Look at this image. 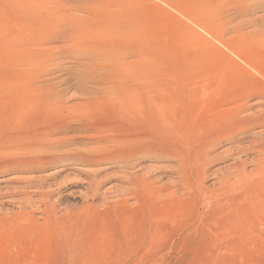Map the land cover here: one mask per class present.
Segmentation results:
<instances>
[{
  "label": "rangeland",
  "instance_id": "obj_1",
  "mask_svg": "<svg viewBox=\"0 0 264 264\" xmlns=\"http://www.w3.org/2000/svg\"><path fill=\"white\" fill-rule=\"evenodd\" d=\"M95 17L106 18V25L98 28ZM244 35L247 39L243 40ZM200 37L213 40L214 45L199 42ZM107 65H113L111 71L131 76L129 81L120 80L121 88L132 90L130 78L137 77L134 86L144 93L147 79L141 78L152 77L153 82L148 79L152 84L157 80L156 87L148 85L146 91L155 87L152 92L159 90L164 103L168 100L167 121L172 123L167 129L176 134L185 131L184 136L192 131L193 147L194 137L196 145L202 132L211 128L208 121L217 125L224 119L227 114L218 107L233 101V96L258 89L252 92L257 94L248 101L245 113L264 112L260 88L245 91L237 81L242 77L252 84L259 78L264 84V0H0L1 136L14 116L19 123L29 124L24 127L35 125L27 112L36 105H49L64 114L80 113V104L88 97L101 95L98 91L106 85ZM214 78L216 83L223 78L229 83L220 86ZM200 89L205 90L203 94ZM60 104L65 108H58ZM148 122L137 126L157 128L155 122ZM185 123L191 125L188 132ZM68 133L58 135L68 141L55 151L112 144L101 135L96 143L89 137L81 139L85 133ZM70 136H75L73 141ZM258 142L264 143V122L212 147L205 179L195 189L204 186L213 192L215 188L217 195V185L229 180L234 187L209 202L202 192L201 196L196 190L188 193L172 151L165 153L167 149L159 151L151 145L137 157L95 166L73 160L31 171L1 167L0 264H264V176L256 179ZM241 170L247 180L255 177L258 183H233V173ZM137 175H149L155 191H160L154 194L151 185L130 184L129 178ZM22 192L28 193L29 201ZM42 194H47V201ZM148 195L154 196L147 199Z\"/></svg>",
  "mask_w": 264,
  "mask_h": 264
},
{
  "label": "bare ground",
  "instance_id": "obj_2",
  "mask_svg": "<svg viewBox=\"0 0 264 264\" xmlns=\"http://www.w3.org/2000/svg\"><path fill=\"white\" fill-rule=\"evenodd\" d=\"M103 17H106V16H103ZM103 17L102 18L101 17H95V20H94L93 23L96 24L98 28H101V27H103V26L106 25V22H105V19L106 18H103ZM238 35L241 36V34H238ZM240 36H238V37H240ZM244 38L247 39V37H245V35L243 37V40H244ZM239 40L240 39L238 38L237 41H239ZM200 41L205 42L206 45H214V42L211 39L201 38L200 37L199 38V42ZM216 41H218V40L216 39ZM240 42H241V40L239 41V43ZM218 43L221 44V45H224V42H222V41H218ZM234 44L237 46L236 43H234ZM239 46H241V45H239ZM228 47H230V46H228ZM228 47H227V49H229ZM224 48H225V45H224ZM237 49H236V51H237ZM233 53H234V51H233ZM242 53H243V51H242ZM238 54L240 55L241 53L238 52ZM229 56L231 58V54L230 53H229ZM238 58H241V55ZM225 59H226V57H225ZM227 60H226V63H228ZM250 60H252V59H250ZM243 63L245 64V61H243ZM231 65H232V63H231ZM239 65H241V64H239ZM246 65H247V63H246ZM104 66L105 65H102V69H104ZM107 66H109V71L110 72L108 70H106V71H108V72H106V74H107L106 75L107 81L106 82L104 81L106 83V85L103 84V86L104 85L105 86L103 88H101V89L98 88L99 91L97 90L98 91V94L100 92L101 95L100 96L98 95L99 97L95 96V98L94 97L93 98L88 97L87 98V102L84 105H82L83 103L80 104L81 105L80 111H78L80 113L74 112V113H71V114H68V113L67 114H64L62 112L55 111V109L52 110V107L49 106V105H42V106L36 105V108L35 107H32L31 109H28L29 111L27 112L28 114L32 115L35 118L34 119L35 120V122H34L35 125L32 126L33 128L32 127L31 128L30 127H26V126L24 127V124L26 122L25 123H22V121H23L22 120L21 123H19L20 120H18V118H16L18 116H14L15 117L14 118L15 121L12 120V123L10 122V127L7 130H4L3 131V132H5L3 134L4 137L1 136V134H0V150H1L0 151V168L1 167L11 166V168L14 169V171L15 170H19V171L20 170L31 171V170L40 169V168H43V167H46V166H52V165H55V164H58V163L61 164V165H65V164H68L70 161H73V160L74 161H78V162H80L81 164H84V165H90V166H93L94 165L95 166V165H99L101 163H105V162H108V161L109 162L110 161L113 162V160H114V161H120L121 162V160H126L128 158L135 157V156L137 157L138 155H140L141 153H143L144 147H147L148 145L149 146L151 145V146L157 148L159 151H163V150L165 151L167 149L165 153H168V151H172V155L174 156V159L178 162L177 164L179 165V166L177 165L176 168L178 169V167H179L181 169V170L178 169L179 179L182 178V180L184 181V183L188 184V186H186V189H187L188 193H190V192L193 193V191L196 190L197 192L200 193V196H201V192H202V197H205V199L208 200L207 202H209L210 200L211 201L212 200H215V199H217L220 196L222 197V195L224 194V192L228 193L226 191L227 189H231L232 190V188L234 186H231L230 184L232 182L231 183L229 182V181H232V180H229L228 181V184L221 185L222 183H227L226 181L225 182L223 181L220 185H217V187L220 186V189H219V192H217V195L216 194L215 195L213 194V192L215 193V188H214V191L213 192L210 191L212 194L208 191L209 189L208 190H205L204 189L205 188L204 186L203 187L202 186H198L200 190L199 189L197 190L195 188H197V185H199L200 183H203L202 181L205 179V168L209 164L208 163L209 162L208 154L210 153L212 147H214L216 144H218L221 140L227 139V138L231 137L232 135L240 134L241 132H244L245 130L249 129L251 126H254V125L256 126L258 124L260 125V124H262L264 122V112L261 111V113L259 115H257V114L256 115H252V114L251 115H247L248 112H246L247 106H248V101L252 97H255L256 96L255 94H257V93H252V92L253 91H257L258 90L257 88H260V90L262 91L261 93H264V84H263V81L261 83V82H259L260 79L257 78V80H259V81H254V83L250 84L251 81L250 82H247V81L243 80L242 77L240 79H238L237 80L238 81V84L241 87H243L245 91L246 90H250V89L251 90L252 89H257V90L248 91L247 93H245V92L242 91V93H245V94L244 95H241V97L240 96L239 97L233 96L234 97L233 98L234 100L233 101H230L231 103L228 102L227 105H225L223 107H220L221 106L220 105L218 107V109L219 108H224L223 110H225V112H226L227 115H224V119L223 118H222V120L219 119L216 122L217 125H213V124H211L208 121V126L212 125V126H216V127L214 128V127L211 126L210 129L202 132L200 141L198 140L199 142L196 145H195V142L197 141V139H195V137H194V140H196V141L194 142V145L192 147V143H193V138L192 137H193L194 134H193L192 131L191 132H188V128H190V127H187V126H191V125H188L187 123H185L187 132L189 133V134H186L185 136H184V132L185 131L184 132H178L176 134L175 131H173L174 129L172 131L175 134V136H172L173 133L171 132V130H168L167 129V126L169 125V123H172L170 121L169 122L167 121V120H169V118H167V116H168L169 110H170V109L168 110L167 109V106H166V103L168 102V100L166 101V103H164V101H165L164 96L162 95L161 92H158L159 90L158 91L155 90L156 92H152V91H154L153 88H155L156 85H157L156 84L157 80H155V82L152 84V83L149 82L150 80L148 81V79L149 78L151 79L152 77L145 78L142 75V77L145 78L144 79V78H141V76H138V77L141 78V80H146L147 79L146 82L148 81V83L145 82V85H144V93H143V90L141 92H138L137 90H139V89H136L135 88V86H134V84H135L134 78L135 77H133V76H132L133 79L130 78V80L133 81V83H134L133 84V87L135 89L133 90V87H132V90L129 87L128 88H121L122 85L121 86L119 85V87H118V83H121L120 80L121 81L122 80L124 81V78L125 79L127 78V80H128V78L131 77V76H129V77L127 76L126 77V76H123L122 73H120L118 71H111L112 68H113V65H107ZM241 66H244V69L243 70H245V65H241ZM122 67H124V66H122ZM230 68H231V66H230ZM251 68L253 70L252 65H251ZM258 68H257V70H258ZM105 69H107V68L105 67ZM231 73L232 72L230 70V72L228 74H231ZM263 73H264V71H263ZM242 74H243V72H242ZM219 75H221V74H219ZM230 76H228V77H230ZM213 77H212V79H213ZM216 77L218 78V75ZM97 78L98 77H96L95 79H97ZM100 78H101V76H100ZM103 79H104V77H103ZM152 79H151V82L154 81ZM127 80H125V82ZM202 80L204 81L203 78H202ZM214 80H215L214 83H216V80L217 79L214 78ZM261 80H262V78H261ZM98 81H100V80H98ZM98 81H97V83H98ZM131 81H130V83H131ZM226 81L228 82V79L227 78H223L222 80H218V82L216 84L220 85V83H223V82H226ZM102 82H103V80H102ZM205 82H207V80H205ZM126 84H128V83L126 82ZM141 84H144V82L141 83ZM154 84H155V87L152 88V91H150V90H149V92L146 91V90L149 89V86L148 85L154 86ZM197 84H200V83L197 82ZM235 85H237V83ZM140 86H142L141 88H143V85H140ZM145 86H146V88H145ZM200 86H201V84H200ZM202 87H204V86H202ZM206 87H205V89H206ZM235 87H237V86H235ZM241 87H239V88H241ZM230 88L232 89V87H230ZM223 90H221V92H223ZM145 91L147 93H145ZM202 91H205V90L200 89V92L203 94ZM194 93H196V92H194ZM242 93H240V94H242ZM210 95H211V93H210ZM204 96H202V98ZM222 96H223V94H222ZM212 97H214V96H212ZM209 99H210V97H209ZM171 100H169V101H171ZM219 100L220 101H223L220 98H219ZM85 101H86V99H85ZM173 102H174V100H173ZM213 102H214V99H213ZM260 102L264 104V99L262 101H260ZM192 103H191V105H192ZM171 104H173V103H171ZM175 104H173V105H175ZM211 104H212V102H211ZM179 105H182V104L179 103ZM210 106H213V105H210ZM59 107L62 108L63 106L60 104L58 106V108ZM67 107H68L67 110L70 111V109H71V108L69 109L70 106H67ZM74 107L76 108V106H74ZM33 108L35 110H32ZM64 108H65V105H64ZM64 108H62V109H64ZM199 108H200L199 112L202 111L201 110V107H199ZM248 108H249V106H248ZM73 109L74 108H72V110ZM209 109H211V111L213 110L210 107H209ZM186 110L189 111V107L186 108ZM32 111H35V112L33 113ZM60 111H62V110L60 109ZM206 112H207V110H206ZM186 113H185V116L187 115ZM16 115H18V114L16 113ZM190 116L192 117V115H190ZM203 116H204V114H203ZM209 116L206 115L207 119H208ZM193 118H195V117H193ZM190 119H191L190 121H193L192 118H190ZM205 119L206 118L202 119V121L205 120ZM83 120H85V121L83 122ZM146 120L147 121H150V122H148L150 125H152L153 122H155L156 125H154V126H157V128L148 130V129H145V128H141L142 126L141 127L140 126H137V124L142 123V122H146ZM186 121H189V120H186ZM199 121H200V118H199L198 122ZM173 123H174L173 125L176 124L177 127H178V124L176 122H173ZM202 123H206V122H202ZM196 124L198 125L197 121H196ZM26 125H29V124L26 123ZM141 125H143V124H141ZM199 125H200V123H199ZM202 125L203 124H201V126ZM162 126H164V129L161 128ZM192 127L194 128L195 126L192 125ZM25 128H27V129H25ZM193 128H191V129H193ZM68 132H73V133L74 132H78V134L79 133H85L86 135L84 134V136H82L81 139H83V138H86L87 139L89 137L91 139H94L96 143L101 140V139H99L100 138L99 136L101 135V137L103 136L104 138H106L108 140V143L109 144L110 143H112V144L111 145L103 144L101 146H96V147H93V148H90L89 147V149H88V147L86 149H85V147H84V149L81 147L82 149L79 148L76 151H67V152L65 150H62L63 152L62 151L61 152L60 151H55V149H58L60 147H63V145L68 141V138L62 137V136L59 137L58 135L59 134H64V133L67 134ZM197 132H198V130L196 129V134H197ZM87 133H89V134L87 135ZM181 135H182V139H181ZM197 135H198V137H200L199 136L200 135L199 133ZM72 137L70 136V139L69 140H72L73 141L74 138H75V136L73 138ZM76 137H77V134H76ZM198 137H196V138H198ZM77 139H76V142H77ZM78 143H79V141H78ZM145 143H149V144H145ZM168 143L170 144V146H168L166 148L165 146ZM79 144H81V143H79ZM116 145H118V148L117 147L115 148ZM127 145H130V146L129 147H126ZM145 149H147V148H145ZM242 149H243L242 147L239 148V153H242L243 152ZM245 149H247V148H245ZM255 149L257 150L256 151L257 152V157H256L255 160L259 164L258 166L257 165L256 166L258 167L257 170L260 171L258 173V175H256V179H257L260 174L262 176H264L263 175L264 174L263 173L264 172V143L258 142ZM140 150H141V152H140ZM236 152H237V150H236ZM146 155H147V153H146ZM158 158H160V157H158ZM126 165L128 167H130L132 164L131 165L126 164ZM239 167H240V164H239ZM239 169H241V168H239ZM256 171H254V172L257 174L258 171L257 172ZM185 172H186V175H185V177H183V175H184ZM231 172H233V171H231ZM233 174H234V175H232V176H234L233 183L234 182H238V181L239 182L242 181V182H245V183H242L241 182V184H247V183L249 184L250 181L247 180V176H246L244 170L236 171V173H233ZM254 174H252V175H254ZM144 175H145V173H144ZM144 175H142L143 177L138 176V175L137 176H134V177H130L129 180H128V182L130 184L143 185V187H145V188L147 186H150L151 185L152 188H153L151 190H154V194L155 193L157 194V192L160 191V190H158V191L156 190L155 191V189H156L155 188V182L153 180L150 181L149 175H147V177H144ZM132 176H133V174H132ZM175 176L176 175H174V177ZM248 176L250 177V174H248ZM254 178L250 182V184L251 183L252 184L258 183V182H255L257 180L254 179ZM253 181L255 183H253ZM261 181H262V179H261ZM179 182H180V180H179ZM259 182H260V180H259ZM182 183L183 182H181V184ZM234 185L237 186L238 183H236ZM244 186H246V185H244ZM139 188H140V186H139ZM157 188L160 189L161 187L159 188L158 185H157ZM236 188H238V187H236ZM149 190H150V187H149ZM161 190H162V188H161ZM20 191H23V190H20ZM17 192H16V194H17ZM24 192H26V191H24ZM24 192H22V193H24ZM146 192H148V191H146ZM135 193H136V191H135ZM173 193L174 192H172V194ZM172 194L170 193V196H172ZM21 195L25 196L26 197V200L29 201V195H28V193H24V194H21ZM132 195H131V197H132ZM125 196H127V195H125ZM133 196H136V194L133 195ZM142 196H144V195H142ZM153 196H149L148 195L147 199L149 197H153ZM186 196H189V195H186ZM42 197H43L44 200H46L47 194H42ZM166 199H164V200H166ZM152 201H154V200H152ZM162 202H164V201L162 200ZM152 204H151V206H152ZM123 205H125V204H123ZM135 205H137V204L135 203ZM142 214H143V212H142ZM165 214H167V213H165ZM174 214H176V213H174ZM156 215L159 216L158 213H156ZM161 215H164V214L161 213ZM143 216H145V215H143ZM167 217L170 218V215H167ZM165 218H166V216H165ZM123 219H125V218H123ZM160 219H161L160 221H162V218H160ZM121 220H122V218H121ZM56 221L57 220H55V222ZM108 221H110V220H108ZM132 221H133V218H132ZM126 224L128 225L129 224V221L128 222L126 221ZM124 228H123V230H124ZM109 230H111V229H109Z\"/></svg>",
  "mask_w": 264,
  "mask_h": 264
}]
</instances>
